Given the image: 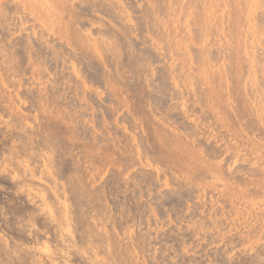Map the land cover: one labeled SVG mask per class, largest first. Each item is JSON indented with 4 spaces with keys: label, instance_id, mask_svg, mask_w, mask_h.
<instances>
[{
    "label": "rangeland",
    "instance_id": "1",
    "mask_svg": "<svg viewBox=\"0 0 264 264\" xmlns=\"http://www.w3.org/2000/svg\"><path fill=\"white\" fill-rule=\"evenodd\" d=\"M44 1L0 0V264H264V0Z\"/></svg>",
    "mask_w": 264,
    "mask_h": 264
},
{
    "label": "bare ground",
    "instance_id": "2",
    "mask_svg": "<svg viewBox=\"0 0 264 264\" xmlns=\"http://www.w3.org/2000/svg\"><path fill=\"white\" fill-rule=\"evenodd\" d=\"M44 1V0H43ZM50 1H52V0H50ZM49 1V2H50ZM250 1V0H249ZM40 2V1H39ZM45 2V1H44ZM70 2V1H69ZM168 2H169V0H168ZM174 2V1H173ZM179 2V1H178ZM224 2V1H223ZM25 3V2H24ZM31 3V5H33L32 4V2H30ZM46 3V2H45ZM52 3V2H51ZM250 3V2H249ZM35 4V3H34ZM49 4V3H48ZM71 4H72V2H71ZM168 4V3H167ZM180 4V3H179ZM226 3L224 2V5H225ZM246 4H248V3H246ZM43 5V4H42ZM47 4H45V6H46ZM242 5V4H241ZM166 6V5H165ZM226 6V5H225ZM243 6V5H242ZM25 7V6H24ZM167 7V6H166ZM181 7V6H180ZM212 7V6H211ZM32 8V7H31ZM48 8H50V6L48 7ZM48 8L46 9V10H48ZM33 9V8H32ZM35 9V8H34ZM52 9V8H51ZM172 9V8H171ZM25 10V9H24ZM38 10V9H37ZM56 10V9H55ZM159 10V9H158ZM207 10V9H206ZM241 10V9H240ZM54 11V10H53ZM57 11V10H56ZM70 11H72V9L70 10ZM69 11V12H70ZM155 11V10H154ZM17 12V11H16ZM37 12V11H36ZM46 12H49V11H46ZM45 12V13H46ZM158 12V11H157ZM164 12H165V10H164ZM208 12V11H207ZM153 13V12H152ZM47 14V13H46ZM59 14V13H58ZM148 14V13H147ZM154 14V13H153ZM156 14V13H155ZM167 15V14H166ZM177 15H178V13H177ZM167 16H170V15H167ZM166 16V17H167ZM52 17V16H51ZM56 17V16H55ZM74 17V16H73ZM77 18V17H76ZM151 18V17H150ZM165 18V17H164ZM174 18V17H173ZM93 19V18H92ZM152 19V18H151ZM159 20V19H158ZM165 20V19H164ZM170 20V19H169ZM94 21V20H93ZM58 22V21H57ZM62 22V21H61ZM152 22V21H151ZM160 22V21H159ZM167 22V21H166ZM41 23H43V22H41ZM54 23V22H53ZM242 24V23H241ZM50 25H51V23H50ZM154 25V24H153ZM169 25V24H168ZM214 25V24H213ZM1 26V25H0ZM79 26V25H78ZM55 27H57V25L55 26ZM157 27V26H156ZM156 27H155V29H156ZM163 27V26H162ZM171 27V26H170ZM51 28V27H50ZM172 28H173V26H172ZM5 29V28H4ZM151 29H152V27H151ZM158 29V28H157ZM165 29V28H164ZM174 29H176V28H174ZM51 30V29H50ZM158 31V30H157ZM165 31V30H164ZM210 31V30H209ZM160 32V31H159ZM170 32V31H169ZM175 32V31H174ZM173 32V33H174ZM211 32V31H210ZM213 32H214V30H213ZM150 33V32H149ZM168 33V32H167ZM119 34V33H118ZM155 34V33H154ZM162 34H164V33H162ZM209 34V33H208ZM34 35H35V33H34ZM45 35V34H44ZM167 35V34H166ZM169 35V34H168ZM174 35H176V34H174ZM179 35V34H178ZM210 35V34H209ZM239 35V34H238ZM36 36V35H35ZM47 36V35H46ZM159 36H161V35H159ZM49 37V36H48ZM65 37V36H64ZM179 37V36H178ZM84 38V37H83ZM38 39V38H37ZM160 39H162V38H160ZM166 39V38H165ZM173 39V38H172ZM158 40V39H157ZM160 41V40H159ZM163 41H164V38H163ZM211 42V41H210ZM219 42V41H218ZM1 43V42H0ZM14 43V42H13ZM180 43V42H179ZM209 43V42H208ZM31 44V43H30ZM215 44H216V42H215ZM228 44V43H227ZM171 45V44H170ZM173 45V44H172ZM213 45V44H212ZM174 46V45H173ZM175 46H176V43H175ZM179 47V46H178ZM212 47V46H211ZM183 49V48H182ZM245 49V48H244ZM31 50V49H30ZM193 50V49H192ZM176 51H178V50H176ZM206 51V50H205ZM220 51V50H219ZM210 52V51H209ZM221 52V51H220ZM219 52V53H220ZM44 53V52H43ZM225 53V52H224ZM21 54V53H20ZM174 54V53H173ZM172 54V55H173ZM190 54V53H189ZM43 55V54H42ZM171 56V55H170ZM197 56V55H196ZM209 56V55H208ZM218 56V55H217ZM216 56V57H217ZM166 57V56H165ZM178 57V56H177ZM241 57H242V55H241ZM171 58L173 59V57L171 56ZM220 58V57H219ZM243 58V57H242ZM180 59V58H179ZM181 60V59H180ZM223 60V59H222ZM31 61V60H30ZM35 61V60H34ZM175 61V60H174ZM220 61V60H219ZM226 61V60H225ZM25 62V61H24ZM168 62V61H167ZM172 62V61H171ZM176 62V61H175ZM222 62V61H221ZM23 63V62H22ZM37 63V62H36ZM168 63H170V62H168ZM173 63V62H172ZM217 63V62H216ZM24 64H26V62L24 63ZM23 64V65H24ZM44 64V63H43ZM176 65H177V63H176ZM214 65V64H213ZM41 66V65H40ZM209 66V65H208ZM171 67V66H170ZM222 67H223V64H222ZM204 68V67H203ZM40 69V68H39ZM178 69H180V68H178ZM177 69V70H178ZM219 69V68H218ZM224 69V68H223ZM170 70V69H169ZM29 72V71H28ZM178 72V71H177ZM201 72V71H200ZM226 72V71H225ZM43 73V72H42ZM103 73V72H102ZM173 73V72H172ZM184 73V72H183ZM182 73V74H183ZM1 74V73H0ZM105 74V73H104ZM178 74H179V72H178ZM190 74V73H189ZM188 74V75H189ZM226 74V73H225ZM33 75V74H32ZM43 75V74H42ZM192 75V74H191ZM203 75H204V73H203ZM165 76V75H164ZM185 76V75H184ZM15 77V76H14ZM183 77V76H182ZM227 77V76H226ZM174 78V77H173ZM178 78V77H177ZM180 79V78H179ZM192 79V78H191ZM213 79V78H212ZM175 80V79H174ZM182 80V79H181ZM168 81V80H167ZM178 83V82H177ZM180 84H181V82H180ZM175 85H176V83H175ZM195 85V84H194ZM164 86V85H163ZM177 86V85H176ZM191 86H192V84H191ZM196 86H197V84H196ZM178 87V86H177ZM182 87V86H181ZM203 87V86H202ZM220 87H222V86H220ZM46 88V87H45ZM168 88V87H167ZM181 89V88H180ZM183 89V88H182ZM172 90V89H171ZM213 90V89H212ZM227 91H228V89H226ZM10 91V90H9ZM162 91V90H161ZM201 92V91H200ZM49 93V92H48ZM42 95V94H41ZM184 95V94H183ZM52 96V95H51ZM229 97V96H228ZM228 97H227V99H228ZM57 98H58V96H57ZM56 99V98H55ZM201 100V99H200ZM203 100V99H202ZM7 102V101H6ZM41 102V101H40ZM56 102V101H55ZM202 102V101H201ZM2 103V102H1ZM56 104H57V102H56ZM233 104V103H232ZM222 105V104H221ZM232 107V106H231ZM4 108V107H3ZM8 108V107H7ZM24 108V107H23ZM216 108V107H215ZM163 109V108H162ZM205 109V108H204ZM21 110H22V108H21ZM23 111V110H22ZM64 112V111H63ZM206 112V111H205ZM6 113H7V111H6ZM159 113H160V111H159ZM206 115V114H205ZM1 116V115H0ZM9 116V115H8ZM33 116V115H32ZM37 116V115H36ZM236 117V116H235ZM9 118H11V117H9ZM16 118V117H15ZM34 118V117H33ZM181 118V117H180ZM12 119V118H11ZM14 119V118H13ZM19 119H20V117H19ZM27 119V118H26ZM4 120V119H3ZM66 120V119H65ZM211 120V119H210ZM21 122V121H20ZM29 122V121H28ZM31 122V121H30ZM164 123V122H163ZM2 125V124H1ZM5 125V124H4ZM23 126H24V124H22ZM212 125V124H211ZM3 127V126H2ZM21 127V126H20ZM22 128V127H21ZM20 128V129H21ZM214 128V127H213ZM5 129V128H4ZM7 129V128H6ZM23 129V128H22ZM12 130V129H11ZM26 130V129H25ZM41 130V129H40ZM44 131V130H43ZM218 131V130H217ZM216 131V132H217ZM246 131V130H245ZM18 132V131H17ZM5 133V132H4ZM10 133V132H9ZM208 133V132H207ZM215 133V132H214ZM3 134V133H2ZM1 134V135H2ZM25 134H27V133H25ZM40 134H41V132H40ZM39 134V135H40ZM13 135V134H12ZM17 135V134H16ZM38 135V136H39ZM49 135V134H48ZM248 135V134H247ZM20 136V135H19ZM25 136H27V135H25ZM217 136V135H216ZM230 136V135H229ZM255 136V135H254ZM210 137V136H209ZM20 138V137H19ZM25 138V137H24ZM27 138H29V137H27ZM17 139V138H16ZM60 139V138H59ZM223 139V138H222ZM25 140V139H24ZM28 140V139H27ZM50 140V139H49ZM58 140V139H57ZM61 140V139H60ZM262 140V139H261ZM6 141V140H5ZM13 141V140H12ZM26 141V140H25ZM217 141V140H216ZM231 141V140H230ZM17 142V141H16ZM23 142V141H22ZM176 142V141H175ZM8 143V142H7ZM27 143V142H26ZM50 143V142H49ZM193 143V142H192ZM6 144V143H5ZM15 144V143H14ZM245 144V143H244ZM31 145V144H30ZM5 146V145H4ZM8 146V145H7ZM24 146V145H23ZM25 146H27V145H25ZM48 146H50V145H48ZM236 147V146H235ZM248 147V146H247ZM259 149V148H258ZM195 150V149H194ZM44 151V150H43ZM45 152V151H44ZM252 153V152H251ZM250 154V153H249ZM253 154V153H252ZM255 155V154H254ZM46 156H47V154H46ZM259 156V155H258ZM257 156V157H258ZM45 157V156H44ZM46 158V157H45ZM212 158V157H211ZM202 159V158H201ZM258 159H260V158H258ZM44 160V159H43ZM187 161V160H186ZM185 161V162H186ZM201 161V160H200ZM183 162V161H182ZM150 164V163H149ZM184 164V163H183ZM99 165V164H98ZM159 165V164H158ZM12 166V165H11ZM185 167V166H184ZM155 168H156V166H155ZM157 169V168H156ZM187 169V168H186ZM158 170V169H157ZM212 172V171H211ZM214 175V174H213ZM212 178V177H211ZM28 179H29V177H28ZM42 180V179H41ZM218 180V179H217ZM220 180H221V178H220ZM7 181V180H6ZM5 181V182H6ZM35 182V181H34ZM218 182V181H217ZM227 183V182H226ZM225 183V184H226ZM8 184V183H7ZM213 184V183H212ZM101 185V184H100ZM103 185V184H102ZM105 185V184H104ZM103 185V186H104ZM211 185V184H210ZM215 185V184H214ZM230 185V184H229ZM228 185V186H229ZM17 186H19V185H17ZM222 186H223V183H222ZM15 188V187H14ZM21 188V187H20ZM104 188H105V186H104ZM225 189V188H224ZM246 190V189H245ZM5 191V190H4ZM36 191V190H35ZM105 192V191H104ZM235 193V192H234ZM30 194V193H29ZM233 194V193H232ZM44 195V194H43ZM98 195V194H97ZM15 197V196H14ZM94 197V196H93ZM101 197H103V196H101ZM95 198V197H94ZM258 198V197H257ZM24 199V198H23ZM60 199V198H59ZM104 199V198H103ZM102 199V200H103ZM26 200V199H25ZM27 200H28V198H27ZM26 200V201H27ZM244 200V199H243ZM256 200V199H255ZM254 200V201H255ZM30 201V200H29ZM25 202V201H24ZM63 203V202H62ZM28 204V203H27ZM102 204V203H101ZM30 205V204H29ZM32 205V204H31ZM97 205H99V204H97ZM105 205H106V202H105ZM101 206V205H100ZM103 207V206H102ZM23 208V207H22ZM109 208V207H108ZM29 209V208H28ZM22 210V209H21ZM31 210V209H30ZM173 210V209H172ZM84 211H86V210H84ZM107 211V210H106ZM38 212H39V210H38ZM98 212V211H97ZM105 212V211H104ZM10 213V212H9ZM94 213V212H93ZM13 214V213H12ZM11 214V215H12ZM30 214V213H29ZM95 214V213H94ZM107 214H109V213H107ZM106 214V215H107ZM14 215V214H13ZM27 215V214H26ZM98 215V214H97ZM101 215V214H100ZM104 215V214H103ZM110 215V214H109ZM160 216V215H159ZM39 217V216H38ZM58 217V216H57ZM91 217V216H90ZM103 217V216H102ZM53 218V217H52ZM106 218V217H105ZM108 218V217H107ZM59 219V218H58ZM68 219V218H67ZM88 219V218H87ZM102 219V218H101ZM94 220V219H93ZM106 220V219H105ZM56 221H58V220H56ZM104 221V220H103ZM51 222V221H50ZM49 223V222H48ZM47 223V224H48ZM93 224V223H92ZM71 227V226H70ZM52 228V227H51ZM54 228V227H53ZM55 231H57V230H55ZM58 232V231H57ZM101 232V231H100ZM108 232V231H107ZM104 234V233H103ZM4 236H6V235H4ZM60 236V235H59ZM101 237H102V235H101ZM54 239V238H53ZM100 239V238H99ZM113 239V238H112ZM111 239V240H112ZM11 240V239H10ZM104 240V239H103ZM9 241V240H8ZM106 241V240H105ZM111 243V242H110ZM10 244V243H9ZM102 244V243H101ZM113 244V243H112ZM117 244V243H116ZM11 246H12V244H11ZM20 246V245H19ZM56 246V245H55ZM65 246V245H64ZM102 246V245H101ZM109 246V245H108ZM117 246V245H116ZM21 247V246H20ZM5 248V247H4ZM104 248V247H103ZM20 249V248H19ZM61 249V248H60ZM106 249H108V248H106ZM105 249V250H106ZM2 250V249H1ZM62 250V249H61ZM14 251V250H13ZM53 251V250H52ZM60 251V250H59ZM7 252V251H6ZM54 252V251H53ZM104 252V251H103ZM9 253H10V251H9ZM70 253V252H69ZM99 253V252H98ZM97 253V254H98ZM111 253V252H110ZM118 253V252H117ZM8 254V253H7ZM104 254V253H103ZM70 255V254H69ZM110 255V254H109ZM112 255V254H111ZM224 255V254H223ZM5 256V255H4ZM106 256H107V254H106ZM72 257V256H71ZM1 258V257H0ZM2 258H4V257H2ZM108 258V257H107ZM6 259V258H5ZM18 259V258H17ZM63 259V258H62ZM66 259V258H65ZM64 259V260H65ZM102 259V258H101ZM7 260V259H6ZM21 260V259H20ZM103 260V259H102ZM17 261V260H16ZM116 261V260H115ZM22 262V261H21ZM15 263V262H14ZM104 262H102V264H103ZM10 264V263H9Z\"/></svg>",
    "mask_w": 264,
    "mask_h": 264
}]
</instances>
